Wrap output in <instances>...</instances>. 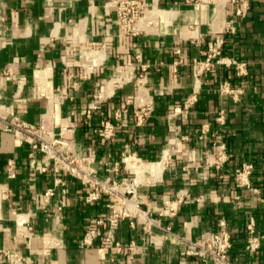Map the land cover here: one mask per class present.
<instances>
[{
    "label": "crops",
    "instance_id": "1",
    "mask_svg": "<svg viewBox=\"0 0 264 264\" xmlns=\"http://www.w3.org/2000/svg\"><path fill=\"white\" fill-rule=\"evenodd\" d=\"M111 1L0 0V264H11L7 253H18L20 264H210L183 251L221 220L233 239L231 264H264V240L256 255L245 249L251 220L264 235V0H250L234 33L225 23L237 0H147L156 13L138 35L119 32ZM217 34L225 39L224 56L246 63L247 73L215 64L201 79L193 110L169 118L192 90L193 61ZM174 61L181 63L176 75ZM120 70L127 76L116 85ZM224 82L241 93H221ZM96 91L106 100L86 123ZM140 98L155 106L144 126L132 117ZM120 103L128 105L123 125L102 143L100 120ZM41 115L56 133L72 121L77 159L93 156L102 179H136L144 207H164L186 190L177 214L160 217L162 227L153 226L151 235L136 219L122 220L115 232L121 251L102 249L101 236L85 248V232L108 211L110 198L87 201L93 185L67 174L54 187L51 167L38 168L45 162L32 142ZM170 124L180 130L175 145ZM218 141L227 154L219 170L205 163ZM128 153L136 155L134 169L122 163ZM244 163L253 169L238 185L235 171Z\"/></svg>",
    "mask_w": 264,
    "mask_h": 264
},
{
    "label": "built area",
    "instance_id": "2",
    "mask_svg": "<svg viewBox=\"0 0 264 264\" xmlns=\"http://www.w3.org/2000/svg\"><path fill=\"white\" fill-rule=\"evenodd\" d=\"M186 1L194 2L196 0ZM108 7V10L116 14V23L119 32L123 35H138L144 32L145 23L153 17L157 9L154 4L148 3L147 0H112ZM249 10L250 0H237L233 16L225 23V32L234 33L236 31V22L246 18ZM224 43L225 39L217 34L213 42L209 44L205 56L193 61L192 74L194 82L192 90L182 102L181 107L172 112L169 118L184 117L193 110L199 98L201 79L215 64H224L226 66L233 65L239 75L247 73L246 63L232 58L228 59L224 56ZM180 64L179 61H174V75L177 74ZM144 70L145 65H141V71ZM121 71L122 70H120V72ZM84 74L82 73L81 77H86ZM123 74L124 73L121 72L120 75L113 80L116 85L122 84L120 82L125 80L127 74ZM139 77H143V72L140 73ZM220 91L223 94H232L234 97H237L241 93V90L231 87L227 82L221 84ZM105 100V96L100 92L96 91L93 94L84 112L86 123L94 116L96 111L102 109ZM154 109L155 106L152 99L140 98L139 102L135 100L132 104L134 124L136 126H144L153 115ZM127 110L128 105L126 103H120L112 116H102L97 130L101 136L102 143H108L116 135L118 129L123 125ZM75 128V124L71 121L70 124L56 133L53 131V127L48 123L47 116L41 115L37 126L39 132L36 133V140L32 142V148L34 150H39L43 154L45 164L43 166H38V168L47 170L51 167L54 187L64 185L65 175L69 174L80 179L83 184L93 185L94 188L85 195L87 201L100 199L104 194L108 195L110 198L107 204L108 211L95 220L94 227H90L85 232L82 241L85 248L92 246L95 239L101 236L102 249L108 251L116 249L121 251L123 247L116 239L115 232L122 220L126 218L136 219V221L144 225V228L151 235V228L153 226L162 227L160 217H173L177 214L185 200L186 190L178 191L174 198L165 203L164 207H144L136 198V179H131L128 182H122L110 177L102 179L98 176L97 168L93 165L95 162L93 156L88 155L81 160L77 159L74 144ZM169 131L173 134L170 139V144L175 145L176 141L181 138L179 137L180 130L176 125L170 124ZM205 132L206 129L203 128L200 138L203 137ZM215 147V152L206 158L205 163L207 166H214L219 170L227 160L226 145L224 142L218 141L215 143ZM131 160L137 162L135 153L123 154L122 163L124 165L128 166ZM171 164L173 165V163ZM114 168L118 169L116 166ZM252 169L253 165L251 163H244L242 168L236 169L235 177L238 185L247 183V176ZM50 193L51 189H48L46 194L50 195ZM254 225V220H251L247 225V240L245 245V249L252 255H256L259 252L264 240V235L258 234L255 231ZM101 228H103V232L100 233L99 229ZM165 229L170 232L171 227L166 226ZM133 246V243H130V251L133 250ZM232 246V235L227 229L225 221L221 220L218 223V228L209 232L203 240H189L183 251V256L209 261L210 264H231L229 253ZM7 256L11 264H20L21 259L18 253H7ZM104 257L105 256H102V259H104ZM110 264L114 263L110 262Z\"/></svg>",
    "mask_w": 264,
    "mask_h": 264
},
{
    "label": "bare ground",
    "instance_id": "3",
    "mask_svg": "<svg viewBox=\"0 0 264 264\" xmlns=\"http://www.w3.org/2000/svg\"><path fill=\"white\" fill-rule=\"evenodd\" d=\"M137 162L135 161H129V166L132 167V169H134V167L136 166Z\"/></svg>",
    "mask_w": 264,
    "mask_h": 264
}]
</instances>
